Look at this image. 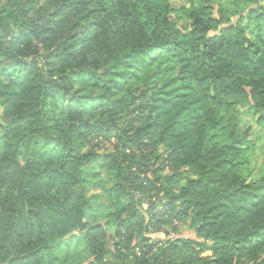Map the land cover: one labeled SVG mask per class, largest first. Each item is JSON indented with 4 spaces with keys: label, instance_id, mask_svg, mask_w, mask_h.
<instances>
[{
    "label": "trees",
    "instance_id": "trees-1",
    "mask_svg": "<svg viewBox=\"0 0 264 264\" xmlns=\"http://www.w3.org/2000/svg\"><path fill=\"white\" fill-rule=\"evenodd\" d=\"M238 1L0 0V264H264L238 115L264 126V5ZM99 160L116 210L89 224ZM184 220L197 239L150 235Z\"/></svg>",
    "mask_w": 264,
    "mask_h": 264
},
{
    "label": "rangeland",
    "instance_id": "rangeland-1",
    "mask_svg": "<svg viewBox=\"0 0 264 264\" xmlns=\"http://www.w3.org/2000/svg\"><path fill=\"white\" fill-rule=\"evenodd\" d=\"M169 2L176 9H188L194 6L206 11L211 10L215 16H218L220 7L224 6L223 9L228 17L241 4L238 0H169ZM261 3L264 5V0ZM245 13H248V11ZM237 18V16H232L231 19L235 21ZM173 20L182 30L191 28V22L186 19V14L183 11L173 14ZM251 33H254V31L251 30ZM260 114L261 112L248 106H242L238 111L240 118L239 135L243 136L248 131V142L252 147L249 156L251 167L250 181L257 180L264 173V126L258 121ZM1 123L2 107L0 106V153L3 151ZM113 141L114 139H110L100 143L97 150L101 155L113 150ZM37 151V148L32 145L24 148L25 154L36 153ZM167 172L168 169L165 173ZM85 177L88 180V196L90 198V208L87 211L86 221L89 224L105 223L109 220L108 215L116 210L115 198L112 195L116 184V173L102 167L99 160L86 170ZM147 207V204H145L144 209ZM150 235L156 240H166L175 237L197 239L196 233L189 227L187 220L175 222L171 225L166 224L163 226V231H152Z\"/></svg>",
    "mask_w": 264,
    "mask_h": 264
}]
</instances>
